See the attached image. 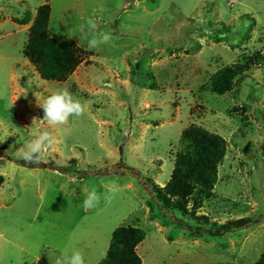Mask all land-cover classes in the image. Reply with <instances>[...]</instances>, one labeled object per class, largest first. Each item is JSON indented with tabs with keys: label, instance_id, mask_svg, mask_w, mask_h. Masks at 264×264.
<instances>
[{
	"label": "rangeland",
	"instance_id": "1",
	"mask_svg": "<svg viewBox=\"0 0 264 264\" xmlns=\"http://www.w3.org/2000/svg\"><path fill=\"white\" fill-rule=\"evenodd\" d=\"M40 1L0 0V264H52L74 250L95 264L119 224L145 230L142 264H254L264 248V0H45L49 32L84 51L63 80L24 56L28 28L12 35L10 18ZM102 33L109 42L90 49ZM225 65L237 75L216 93L211 75ZM62 88L85 114L51 125L37 97ZM192 122L226 141L201 205L194 194L186 212L165 209L133 174L92 172L121 159L163 186ZM44 130L56 141L47 165L15 161ZM92 189L101 200L85 210ZM229 219L246 222L217 232Z\"/></svg>",
	"mask_w": 264,
	"mask_h": 264
},
{
	"label": "trees",
	"instance_id": "2",
	"mask_svg": "<svg viewBox=\"0 0 264 264\" xmlns=\"http://www.w3.org/2000/svg\"><path fill=\"white\" fill-rule=\"evenodd\" d=\"M50 11L51 6L48 2L37 7L28 27L22 53L36 65L42 78L63 80L84 59V51L68 35L50 34L48 30ZM29 18L31 15L26 12L21 20ZM236 75L235 67L225 65L218 68L211 75V89L216 93L225 92L231 88ZM180 136L185 141L184 145L176 151L170 177L163 186L153 180L151 182L149 176L134 166L125 164L121 159L107 163L108 165H104L105 169L92 172L131 173L149 194V199L160 207L177 208L186 212L188 202L194 194H196L194 201L198 205L212 194L217 180L218 164L226 152V141L221 134L193 122L181 130ZM15 161L31 167L47 165L42 160L39 163H28L22 158ZM179 218L184 220L183 217ZM245 222V219H229L223 224H215L214 227L217 232H223L241 227ZM145 234V230L140 226L129 224L115 226L105 254L95 264H142L135 247ZM254 264H264V248Z\"/></svg>",
	"mask_w": 264,
	"mask_h": 264
},
{
	"label": "clouds",
	"instance_id": "3",
	"mask_svg": "<svg viewBox=\"0 0 264 264\" xmlns=\"http://www.w3.org/2000/svg\"><path fill=\"white\" fill-rule=\"evenodd\" d=\"M91 29H95L96 25L93 20L88 21ZM59 32V28L56 29ZM83 31V28H81ZM84 38H87L86 36ZM111 36L109 33H102L99 37L93 36L89 42L88 47L97 48L101 44L109 42ZM37 102L43 107L45 116L43 119L47 120L51 125L66 124L70 116H82L85 114V105L67 89H58L56 92L48 96V98L40 103L37 97ZM56 143L49 131H40L34 134L32 138L23 145L22 159L28 163H39L45 152L51 149ZM117 188L110 186L108 192L113 194ZM101 196L95 189L85 192V198L82 201V206L85 210H90L97 207L100 203ZM51 259V257H50ZM52 260V259H51ZM52 264H85V259L80 251L74 250L68 257H57Z\"/></svg>",
	"mask_w": 264,
	"mask_h": 264
},
{
	"label": "crops",
	"instance_id": "4",
	"mask_svg": "<svg viewBox=\"0 0 264 264\" xmlns=\"http://www.w3.org/2000/svg\"><path fill=\"white\" fill-rule=\"evenodd\" d=\"M45 0H42V1H40V3L38 4V6L40 5V4H42V2H44ZM38 6H35V8L32 10V11H30V15H32L31 16V18H29L28 20H21L22 18H23V16L22 15H17V16H13V17H11L10 18V21H11V24L13 25V32H12V35L14 36V34L17 32L18 33V31L20 30V29H22V30H27V28L29 27V25L31 24V21H32V18H33V16H34V14H35V12H36V9H37V7ZM12 11H13V9H12ZM28 11V10H27ZM26 11V12H27ZM29 12V11H28ZM50 16H51V11H50V15H49V21H48V28H50ZM9 20V19H8ZM0 23H1V20H0ZM57 33V32H56ZM50 34H54V33H50ZM57 34H61V33H57ZM62 34H64V33H62ZM108 246V245H107ZM107 249V248H106Z\"/></svg>",
	"mask_w": 264,
	"mask_h": 264
}]
</instances>
